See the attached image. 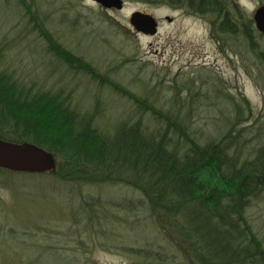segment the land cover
<instances>
[{"label":"rangeland","instance_id":"1","mask_svg":"<svg viewBox=\"0 0 264 264\" xmlns=\"http://www.w3.org/2000/svg\"><path fill=\"white\" fill-rule=\"evenodd\" d=\"M153 1L124 0L122 9H109L94 0H33L66 48L158 106L181 108L205 136L218 137L231 128L237 115L231 96L242 105L246 100L251 122L263 126L264 59L245 37L216 32L212 16ZM237 1L251 18L264 4ZM136 11L158 19L157 34H143L130 24ZM32 27L17 0H0V69L47 88L71 89L84 110L101 102V121L109 127L136 117L130 100L68 68ZM256 37L264 53V35ZM83 195L106 202L141 196L125 185H74L43 173L0 174V264H151L125 246L163 250L158 264H189L140 203L133 210L98 208L91 221L79 203ZM248 216L264 239V193L253 200Z\"/></svg>","mask_w":264,"mask_h":264},{"label":"trees","instance_id":"2","mask_svg":"<svg viewBox=\"0 0 264 264\" xmlns=\"http://www.w3.org/2000/svg\"><path fill=\"white\" fill-rule=\"evenodd\" d=\"M17 1L51 53L71 70L130 100L137 114L109 127L101 121V102L84 110L71 89L47 88L0 69V137L51 151L57 167L43 174L60 181L125 185L141 195L108 202L83 195L79 203L91 221L98 208L133 210L140 203L189 264H264V239L248 216L253 200L264 193V125H253L248 102L242 105L231 96L237 106L231 128L218 137L205 136L181 108L158 106L150 96L133 92L66 48L47 26L39 4ZM199 1L153 2L214 17L216 32L241 33L264 59L256 37L260 33L237 0L235 13L226 16L223 10L229 9L230 0H202L198 9ZM9 171L0 167V174ZM124 249L151 264H158L164 253L155 248Z\"/></svg>","mask_w":264,"mask_h":264},{"label":"water","instance_id":"3","mask_svg":"<svg viewBox=\"0 0 264 264\" xmlns=\"http://www.w3.org/2000/svg\"><path fill=\"white\" fill-rule=\"evenodd\" d=\"M94 1L109 9H122L124 5V0ZM252 18L256 29L264 35V4L256 8ZM130 24L143 34L158 33L159 22L152 13L136 11ZM0 167L13 172L44 173L56 169L57 159L51 151L32 142L17 143L0 137Z\"/></svg>","mask_w":264,"mask_h":264},{"label":"flooded vegetation","instance_id":"4","mask_svg":"<svg viewBox=\"0 0 264 264\" xmlns=\"http://www.w3.org/2000/svg\"><path fill=\"white\" fill-rule=\"evenodd\" d=\"M202 0L199 1V3L201 2ZM200 5V6H199ZM198 5V9L201 8V3ZM183 9L184 10H187V11H190V13L193 12V14L197 15V16H203V14H201L200 12H198L197 10L195 11L194 8H189V7H185L183 6ZM235 13V3H234V0H230V3H229V9H224L223 10V15L226 16V15H233Z\"/></svg>","mask_w":264,"mask_h":264}]
</instances>
